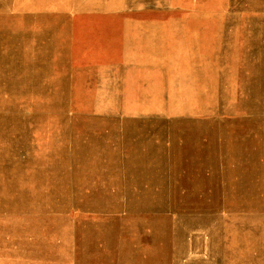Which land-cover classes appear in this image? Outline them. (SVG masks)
<instances>
[{
    "label": "rangeland",
    "instance_id": "374dc122",
    "mask_svg": "<svg viewBox=\"0 0 264 264\" xmlns=\"http://www.w3.org/2000/svg\"><path fill=\"white\" fill-rule=\"evenodd\" d=\"M183 28L205 66L108 87ZM0 264H264V0H0Z\"/></svg>",
    "mask_w": 264,
    "mask_h": 264
},
{
    "label": "crops",
    "instance_id": "0c3cea01",
    "mask_svg": "<svg viewBox=\"0 0 264 264\" xmlns=\"http://www.w3.org/2000/svg\"><path fill=\"white\" fill-rule=\"evenodd\" d=\"M189 21L192 19H180ZM164 21V19L160 20ZM186 25V24H183ZM201 32L200 30H198ZM136 35L126 34L122 40L108 38L104 41L101 54L98 58L102 64L108 63V87L116 89L117 86V44L119 43L125 51L122 58L126 69L134 66L133 58L146 60L147 64H139L137 67L145 66L146 69L159 68L161 70L162 83H165L166 73L168 68L185 69L181 75L189 77L194 74L192 69H200L205 66L202 56L204 48L207 46V41L203 39V35L194 33L188 28L183 29H139L136 30ZM130 49L135 50L134 53ZM203 62V63H202ZM193 63V64H192ZM191 71V74L189 72ZM102 82H100L101 84ZM104 84L102 86H106Z\"/></svg>",
    "mask_w": 264,
    "mask_h": 264
}]
</instances>
